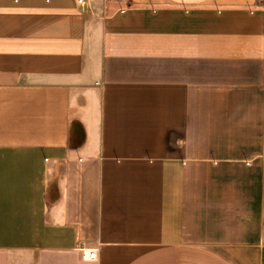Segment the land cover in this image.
Segmentation results:
<instances>
[{
	"label": "crops",
	"instance_id": "0c3cea01",
	"mask_svg": "<svg viewBox=\"0 0 264 264\" xmlns=\"http://www.w3.org/2000/svg\"><path fill=\"white\" fill-rule=\"evenodd\" d=\"M0 264H264V0H0Z\"/></svg>",
	"mask_w": 264,
	"mask_h": 264
},
{
	"label": "built area",
	"instance_id": "2783aa9c",
	"mask_svg": "<svg viewBox=\"0 0 264 264\" xmlns=\"http://www.w3.org/2000/svg\"><path fill=\"white\" fill-rule=\"evenodd\" d=\"M84 255H85L86 259L93 260V259L97 258V251H96V249H91L89 251H86Z\"/></svg>",
	"mask_w": 264,
	"mask_h": 264
},
{
	"label": "rangeland",
	"instance_id": "374dc122",
	"mask_svg": "<svg viewBox=\"0 0 264 264\" xmlns=\"http://www.w3.org/2000/svg\"><path fill=\"white\" fill-rule=\"evenodd\" d=\"M115 1H117V3H118V2H120L121 0H115Z\"/></svg>",
	"mask_w": 264,
	"mask_h": 264
}]
</instances>
